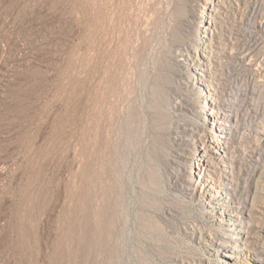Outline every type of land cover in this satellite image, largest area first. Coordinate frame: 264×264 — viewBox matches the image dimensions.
Listing matches in <instances>:
<instances>
[{"label": "rangeland", "instance_id": "rangeland-1", "mask_svg": "<svg viewBox=\"0 0 264 264\" xmlns=\"http://www.w3.org/2000/svg\"><path fill=\"white\" fill-rule=\"evenodd\" d=\"M207 1L0 0V264L227 260L191 183L215 122L193 82ZM227 2L210 71L245 207L264 203V0ZM251 236L258 261L234 264H264V214Z\"/></svg>", "mask_w": 264, "mask_h": 264}, {"label": "bare ground", "instance_id": "bare-ground-1", "mask_svg": "<svg viewBox=\"0 0 264 264\" xmlns=\"http://www.w3.org/2000/svg\"><path fill=\"white\" fill-rule=\"evenodd\" d=\"M227 1H207L206 5L211 6V9L209 8L211 13L207 15V20L201 26V42L199 41L201 46H198L199 48L195 52L197 56H193L195 73L193 82H198L204 87L205 93L208 94L206 96L213 97V101L206 100L210 104V107H205L206 111L204 113L209 114L215 122L211 124L213 138L203 145L200 153H196L195 157H193L191 183L204 192L208 191V193L204 194L206 204L212 208L210 214L218 219V224L221 227L220 231L222 233L216 234L217 236L213 239V244H215L216 251H227V254L223 255L227 260L221 259L217 264H234L240 259L258 261L254 257V250L251 248V229L256 219L260 220L264 214V203L262 201L252 202V204L245 207L239 205L237 194L231 188L232 179L228 177L232 173L233 156L229 142L230 132L233 129V121L231 115L225 112L224 106L222 107L218 102L219 87H215L217 82H214L213 73L210 71L211 57L214 53L211 42L213 34L217 30L218 19H221V16L228 10ZM186 63L189 62L186 61ZM258 132L261 135L259 140L264 145V129ZM187 140H189V144L194 142V147H198L199 144L197 143L202 141L196 138ZM216 185H218L219 189H214ZM256 224L258 225V223Z\"/></svg>", "mask_w": 264, "mask_h": 264}]
</instances>
